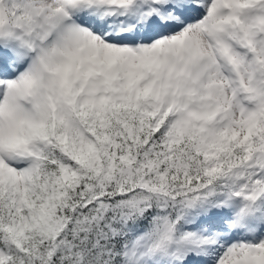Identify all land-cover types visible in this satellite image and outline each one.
Masks as SVG:
<instances>
[{
  "label": "snow or ice",
  "instance_id": "1",
  "mask_svg": "<svg viewBox=\"0 0 264 264\" xmlns=\"http://www.w3.org/2000/svg\"><path fill=\"white\" fill-rule=\"evenodd\" d=\"M0 264H264V0H0Z\"/></svg>",
  "mask_w": 264,
  "mask_h": 264
}]
</instances>
